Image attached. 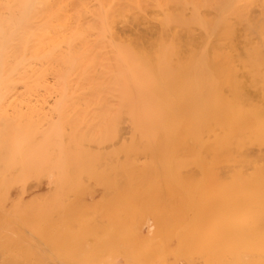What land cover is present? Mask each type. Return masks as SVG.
Returning a JSON list of instances; mask_svg holds the SVG:
<instances>
[{
    "label": "bare ground",
    "instance_id": "obj_1",
    "mask_svg": "<svg viewBox=\"0 0 264 264\" xmlns=\"http://www.w3.org/2000/svg\"><path fill=\"white\" fill-rule=\"evenodd\" d=\"M126 1L127 0H0V159L2 156L5 158L4 161L1 159L0 162L3 164L0 165V183H2L0 184V191L7 194L5 195L0 193V195H2L1 197L5 198L3 199L0 197V200H4L2 201V203L4 202L3 205H1L0 202V208L3 210V213L0 211V214H4V211L7 210L5 213L8 214V216L13 217V215L17 213L18 215L16 214L17 216L14 217L19 216L20 218L22 214L24 215L23 217L26 218V213L29 214L30 212L34 213L37 211V203L30 199L31 194H28V198L25 199V202L20 201L21 197L23 196V189H27V187L30 186L29 184H31L32 181H35V179L40 180V182L36 181L37 183L35 187H33L34 189L32 196L34 195L38 198L37 195L41 196V194L40 192L37 193L36 190L39 189L42 191L41 189H43V192L46 190L41 184H45L46 186L55 189L57 194L62 192V194H66L65 196H67V191L70 193L72 189L74 191L79 187V189L83 188L84 186H80L81 184H85V186L86 184H90V180H87V182L90 181L89 183L84 181V178L86 176L88 177V175L90 177H88L89 179H91V176L93 177V175L95 178H99V181H97V179L92 181V183L94 182L95 185H100L99 182L101 181L100 186L106 187V185H110L108 187H110L109 189H112L111 187L115 185H117V187L118 185L129 187L131 182L128 184V186H125L126 183L124 179L126 177L128 179L130 176H136L138 172H149L148 174H152L151 178L153 180L154 176H159L161 178L159 174L155 175L154 172L165 173V176L169 173L171 174L178 172L179 174V170L181 169H187L186 171H189V169L192 171L193 169V171L196 170L201 174L198 172H196V174L195 171L194 175L191 173V171L189 174L191 173L193 176L199 174L198 176H201L202 179L207 180H203V182L202 179L200 181V178H198L199 182L197 183L195 182L196 179L192 180L193 178L191 177L192 179L190 180V175H186L187 180L189 179V182H192L190 185L191 187L189 186V188H194L196 190L194 185L197 183V190H201V186L203 184L204 187L202 186V191L197 192L203 193L205 191L203 193L204 195H201L202 193H195V190L193 189L195 197H197L199 200L192 201L190 199L192 201V210H194L193 204H197V202L199 203L202 199L200 197L204 198L202 199L205 200L204 203L206 202V205L204 204L205 208L209 203V205L215 204L216 200L214 202V196H216L215 198L217 200H221V203L219 201L218 203L216 202V205L219 204V208L216 206V208L214 206V208L210 206L212 208L211 210L214 209V212H211V217L212 213L215 214V211L217 213L215 216H213V218L210 217L211 220H209L210 218L205 215L207 214L205 212L206 210L204 211L205 214H203V205V208L200 209V205L203 204V201L202 203L200 202L199 204L195 205L197 206V209H195L197 210L196 212L201 210L199 213L202 212L201 214L207 216L208 218L209 222H206L207 219L202 220L206 223V225L209 223V231L206 230L207 227L204 228L203 225L205 224L203 223L202 225V221H200L201 225L199 227L202 226L201 228H204L203 230L208 231V233H206L208 236L204 235L205 231L203 232V235L207 237L208 240H206V237H204L205 243L207 242V247L211 250H209L211 255L209 254V256H207L208 253L206 252L209 251H206L208 249H206L207 247L204 245L203 248L206 250L205 252L204 250L202 251L206 254L204 256L202 255V257H200L201 255L196 254L197 260L203 258L207 260L206 263H208L210 258V262L212 264H264V105H262V103H260L261 105L259 104L260 98L258 100V97H256L257 99L255 98V100H258V103L257 101L255 102L254 98L250 99V102L248 103L249 97L247 95L248 92H246L248 88L247 90L244 88L246 79L242 75V70L239 69L241 74H239L237 71L236 73L234 72L236 69H234L232 66L233 61H240V65L243 63V67L248 77L254 83L253 85L252 83L249 84L246 82L249 88L252 89L250 91L252 92V86H255V91L257 92L259 88L261 96H264V88H261L262 85L264 86V0H191L190 2L187 0H176V4H171L170 2L168 3L166 0H161L160 2L159 0H152L155 2H153L154 5L150 3L152 2L151 0H148L149 3L154 6H152L154 8L153 9L148 3L152 10L149 7L146 10V0L143 1L145 3H142L143 5L140 4L142 2L141 0H137V4L134 1L132 2V0ZM161 2L166 5L167 9L164 8V5L161 4ZM165 2L168 3L170 7H168V4ZM175 2L173 1V3ZM123 3H125L123 6L129 3L132 5V7H127L125 10H123L121 7H119L122 6ZM133 6L135 8H133ZM143 6L145 9L143 8L142 10ZM115 8H120V12L123 11L120 13L121 15H118L119 12H117ZM128 8L132 9L135 13ZM188 9L190 10L188 11ZM155 10L159 14H156ZM129 11L131 12V15ZM144 11L146 15L148 14L146 11H149V13L154 12L156 15L149 14V19L147 18L148 15L145 16ZM175 11H177V13ZM132 13H134V15ZM206 13L207 15H205ZM131 16L133 17V20ZM150 16L154 17L152 18ZM140 18H142V20ZM115 19H117V22H115ZM144 19H147L145 21H148L149 19L150 23L148 21L146 22L148 25H144ZM130 20H132L131 23L128 22ZM135 22L137 23V27L140 26L139 23L141 22L144 23H142L143 27H148L149 25V27L152 25L153 28L156 26H158V28L160 27V31L158 28H155L156 30L158 29V32L156 31L158 36H154L156 40L154 42L156 43H150V41L153 39H143V42L145 40L143 43L139 40V37L136 36L135 38L134 35L126 34L125 37L123 34L122 36H117L118 32L121 30L124 32L128 26L133 28L132 25L134 26L136 24ZM153 22L155 23L151 24ZM114 24L117 27H114ZM118 24L121 25V30H117L119 27ZM112 26L114 27V30ZM131 28H127L129 29L128 32L132 30ZM149 29L151 28H148V31ZM153 30H150V32ZM198 30L200 32L196 33ZM134 31L136 33L135 35H141L140 31L137 29ZM137 32H139V34ZM172 33L173 35H171ZM116 36L117 38L119 37V41H116ZM127 36H129V38H127ZM169 36H173V38L170 37L169 39ZM122 38L123 40L120 41ZM167 40L169 42L172 41V43L167 42ZM133 41L135 44L137 43L135 45L137 49L136 47H133ZM138 41H140L143 45ZM118 42H121V44ZM106 43L109 45V49L108 46L106 47ZM181 43L186 49L181 46ZM139 44H141L140 47ZM147 44L149 46H147ZM142 46H147L149 51L146 49L147 47H145V49L144 47L143 49H140ZM100 47H102L104 52L108 54L110 53L109 55L111 56L103 53V57L107 58L104 59L101 56V52L103 51L100 49ZM181 47L184 50H182ZM106 48L109 50V52L106 50ZM178 48H180L181 51ZM110 49H113L114 51H111ZM96 50H98V52ZM239 50L244 54H241ZM112 52H114L113 55L115 56V59L111 54ZM98 55L101 56L100 58L107 60L104 65L103 62L100 64V59H97ZM109 59H111L113 62L115 60V66L107 65V63L113 64L110 61L108 62ZM97 61H99V64ZM258 61L262 65H260ZM105 66L107 68L106 70ZM107 66H110V68ZM238 75H242L240 76V79L243 81L239 79ZM229 76L234 81L231 80ZM185 79L186 81L183 83ZM219 79L224 80V85L219 82ZM237 79L238 81L240 80L241 83H238L236 81ZM258 80L260 81L258 82ZM258 83H261L262 85H259ZM220 85H226L229 88L227 89L225 86L227 91L225 90L224 92V90H219L218 86ZM229 91L231 92V98H229L228 93H226ZM252 94L254 93L252 92ZM47 110L50 111L45 113ZM91 111H93L95 114ZM98 114H101L100 117ZM55 118L57 121L52 123V120ZM44 127L46 129H44ZM206 133H208L207 135L209 137L206 136ZM104 142H108L109 144H105ZM119 142L121 143V146L119 147L118 151H115V149H118L116 144H120ZM90 144L93 145L90 146ZM103 144H105L106 147H104ZM255 146H258V148ZM91 148L96 154L100 152L101 155V153H103L101 158L99 157V154L95 156L96 154L94 155V152L90 151ZM98 148H100V150H97ZM80 149H82V152H80ZM107 149L110 150L109 152L112 154L108 153ZM249 150L255 151V155L253 154V151L251 152V155L253 154L254 158H252L253 155L251 156L249 154ZM246 151H249V153L247 152L246 154ZM181 153H184L185 157L187 156V159L185 157V159H182ZM45 154L48 155L46 156ZM6 155L8 156L6 157ZM40 155H43L41 156L43 158H40ZM120 155L123 156V159L126 156L127 158L125 157V159L128 162L126 163L125 160H122L124 164L118 163L116 160H118L117 157ZM51 156H53L55 159L53 157L51 158ZM106 156L111 158L107 159ZM36 157H38V159ZM102 157L106 158L103 160ZM18 158L20 159L18 160ZM112 158L117 162V164L113 160V162L111 161ZM101 159L103 161H101ZM34 160H36V162ZM142 160L144 162H142ZM10 161H12L11 164ZM30 161L31 163L33 162V166L30 165ZM70 161H74L75 163L77 162L76 165L78 168H76L81 171L76 170L75 166L71 165V163L73 164L74 162ZM88 161H91L90 165L92 166L89 168L94 171L97 170V166H101L97 167L101 171H96L97 173L99 172L97 176L94 171H89L90 169L87 168L89 166L87 164L89 163ZM101 162H110V164ZM62 163L65 164L67 168L64 167L65 165L63 166ZM93 164H96L97 166L95 165V167ZM18 165H22L20 169H17ZM107 165H111L112 168ZM43 166L47 167L46 169L48 170L43 169L45 168ZM25 167L27 171H25ZM29 167H31L32 170ZM72 167L75 169V174L73 173ZM105 167L112 169L113 173V168L116 169L115 174L117 175V178L116 176L115 178L117 181L114 178V182H118L117 184H111L107 179V175L112 171L109 170L107 173L106 170L108 171V169ZM33 168L36 170L34 171ZM84 168L87 169L84 170ZM31 171H34V176L32 175L33 173ZM60 171L61 173H58ZM83 171L86 173V175L83 173ZM103 171L107 173L106 176H104L105 173H103ZM119 171L124 172L126 175L127 172H129L128 175L131 174V172H134V174L136 171L137 172L135 175L131 174L130 176L124 177V173H120L121 175L119 176ZM218 171L219 173L223 172L221 173V175H223L222 177L215 175ZM48 172H50L49 176H47L49 174ZM91 172L93 174H90ZM10 173L11 175L13 174V179L11 177L9 178V176H11ZM77 173L82 174L78 175ZM5 174H7V177ZM19 174L20 176H18ZM41 174H44L45 177ZM178 174L176 173L177 176ZM180 174L179 176H181ZM202 174H205L203 175L205 176L204 178ZM77 175L79 176L77 177L79 178L78 182L76 181V183H73L72 179L76 180L75 176ZM101 175H103L104 178ZM141 175L143 176V174H140V177L137 176V178L143 180L145 176L142 178ZM172 175H170L171 177L169 178L173 179L174 177H177L175 174V176L173 175L174 177H172ZM216 176L220 177L219 179L224 178L222 179L224 181H220ZM30 177H33L32 181L30 180ZM87 177L85 179H88ZM120 177L121 181L119 180ZM156 177L154 181L159 180L158 177L157 179ZM6 178L7 181H5ZM66 178H68L69 181L66 180ZM133 178L132 180H137L136 177L134 179ZM164 178L161 179L164 180ZM167 178L168 175L164 181L170 185L171 183L169 182H171V180H168ZM180 178L183 180L182 176ZM41 179L44 180L45 183H42ZM53 179L56 180L54 181ZM104 179H107L106 183H104ZM139 179L137 180L139 183H137V181H132V185L134 186V184L137 183V186L142 184L144 188H148L149 186L153 187L150 185L151 183L154 184L156 189L160 188L159 185L156 184L157 182H149L150 180H148V178H146L147 180L144 179L143 183H140L142 181ZM91 180H93V178ZM176 180L177 179L172 180V183H174ZM9 182L10 184L14 185L11 186ZM79 182L80 184H78ZM119 182H121V184H119ZM126 182L129 183L128 181ZM184 182H186L185 186L186 184L187 186L190 184L187 183L186 180ZM102 183L105 184V186L102 185ZM176 183L177 181L174 184ZM23 184L27 186L25 187ZM174 184H171L168 188L165 187L164 190H170L169 192L174 191L175 196L178 194V196H176L178 202L175 201L176 205L180 203L186 205V200H189V198L186 199L185 197L187 195L185 196V194H181V190L177 189L180 195L178 192L176 193L174 187H171ZM177 184L174 186H177ZM209 184L212 186L210 187ZM18 185L21 187H18ZM72 185L74 188L71 187ZM90 185L92 187L94 186L92 184ZM132 185L130 186L132 187ZM142 185H139L140 189H142ZM144 185L148 187H145ZM2 186L5 189H3ZM179 186L175 188H178ZM181 186L183 187V185ZM38 187H41V189ZM49 187H47V189ZM182 187L180 188L182 189ZM132 188H136V186ZM61 189H65L63 190L64 192ZM12 191L18 193H12ZM34 191L37 195L34 193ZM114 191L115 190L112 192ZM19 193H21V196L18 195ZM30 193H32V190ZM106 194L108 193L103 194L105 195L103 197H106ZM166 194L167 196L168 194L170 195V193ZM196 194L201 196L198 197ZM87 195H89L88 192ZM93 195L94 193H92V196ZM34 196L33 200L35 198ZM54 196H56V198L53 200H50L48 197L50 201H47V203L50 204L51 201L54 203H51V205H53L51 207H49V205L47 207L43 206L44 204H47L45 202L47 198H45L44 202L40 200V203L43 205L40 206L42 208L38 207V211H40V213L45 212L44 214L41 213L43 215L40 214L41 216L45 215L44 218L41 219V222L46 224L44 228H41L40 226L41 222H39V216L38 220H32L34 218L30 217L33 222L38 221V226H36L38 228L40 226L41 230L39 231L41 233L46 230L47 223L58 219L57 217L61 216L58 215L59 213H56V210L61 207L63 209V202L57 198L59 195ZM69 196L71 198V195ZM189 196L193 197L192 195ZM210 196L212 197L210 199L214 203L209 202L210 200L208 197ZM17 198H19V200H17ZM42 198L44 197L42 196ZM28 199L35 203H32L36 206L35 209L33 206H30V202V204L28 203L27 205L26 202ZM182 199H184V201ZM206 199H208V203ZM235 199H240L237 205H235ZM8 200L11 201L9 202ZM37 200L39 199H36V201ZM83 200L84 199H82V201ZM94 200L95 199L93 198V201ZM170 200L173 201L171 198ZM5 201L10 204H6ZM13 201H15V203ZM86 201L92 203V201L89 199ZM22 202L24 205H26L24 208ZM68 202H70L69 199ZM68 202H66L67 205H64L68 206ZM80 203L82 202L80 201ZM223 204L225 205L223 206ZM20 206L23 208V210ZM238 206L240 208H238ZM43 207L46 209L48 208L47 211L54 208H56V210H50L48 213L43 209ZM186 207L181 206L180 208ZM210 207L206 209H210ZM30 208H32V211L29 210ZM169 210L173 211V208ZM181 210L182 213H184V210ZM192 210L191 213L193 212ZM51 211L53 216H50L49 218L52 219L53 217L54 219L50 221L48 219V222H45L44 219L48 217L47 214H51ZM77 212H75L73 215H76ZM85 212L86 211H84V213ZM96 212L93 211V213ZM170 212L171 211H169V213ZM178 212L179 210L177 213ZM173 213L174 212L170 213L172 214V217H176L177 215L179 216L177 213H174L173 216ZM201 214L199 215L200 217ZM4 215H2L1 218L4 219V217L7 216ZM203 215L202 218H205ZM88 216L86 218H90ZM186 216L181 214V216L178 217V220L181 221L180 219ZM199 216L198 218H200ZM72 218H74V216ZM189 218L191 219V217ZM193 218L192 220H194ZM28 219L26 218V220ZM196 220L197 222L194 220L196 222L195 226L199 225V219ZM8 221L9 223H7L10 225V220ZM24 222L26 224L27 221ZM184 222L187 221L184 220ZM28 223L31 224L32 222ZM16 224L17 223L14 224V227L12 225L11 227L13 230L10 229L9 231L12 230L13 232H16L18 228V225ZM186 225L188 226V224ZM23 226L24 225L19 227L21 228ZM31 226L33 225L31 224ZM180 226L178 225L179 231H181L179 228ZM29 227L30 226L27 225V228ZM183 227H181L183 233H185L186 230L189 231L186 228V230H183ZM0 228H2V226H0ZM38 228L37 230L33 229L32 231L38 232ZM162 228L164 229V227ZM201 228L195 229L199 231ZM23 229L26 228L23 227L22 230ZM30 229H32V227ZM195 229L193 227L192 232H196ZM2 230L0 229V233L3 232ZM4 231H6V234H8V229ZM201 232L202 231H200V233ZM27 234H30L31 236L33 235L31 233ZM27 234H25V236ZM180 234L182 233L180 232ZM0 235L2 236V233ZM194 235H196V233ZM194 235L193 237H195ZM198 235L197 236L199 238L200 234ZM14 236L15 235H13V237ZM37 236L42 238V235ZM21 239L24 241V237ZM28 239L30 238L28 237L26 240L28 241ZM8 241L10 242V240ZM13 241L14 240H11V242ZM38 241L39 240H37V242ZM40 241L39 243L42 245L43 242L41 241V243ZM37 242H35V244ZM198 243L201 245V240ZM198 243H195L197 248L200 246ZM48 246H45V249ZM19 247H21V245H19ZM41 247L44 250L43 246ZM9 249L11 250V248ZM169 252L171 251L169 250ZM165 253L168 252H164V256L166 255ZM142 255L144 256L145 254ZM142 255L140 254V256ZM147 255L146 260H149L150 258H148ZM137 256L136 260H134L137 262V264H139V262L141 263V261H139L141 257L138 258ZM151 256L152 255H150V257ZM179 256L177 257L180 258L181 256ZM206 256L208 259L204 258ZM129 257L130 259L135 258L134 255H130ZM161 257L160 259H162ZM165 257L163 259L169 261L167 259L168 257ZM203 259L199 261L203 264H206ZM22 260L20 259V262L16 263L23 264L24 262ZM172 260L169 261V264L176 262V259H174V261L170 263ZM179 260H181V258ZM179 260L177 259V262ZM194 260L195 261L191 259L189 261L186 259L188 263L186 261H179V264H190L191 262L192 264L193 262L194 264H200L199 261H196L195 257ZM8 261L6 264L13 263V260ZM56 261L55 264H58ZM133 261H131V263ZM210 262L208 264H210ZM51 264H54V262L52 261Z\"/></svg>",
    "mask_w": 264,
    "mask_h": 264
},
{
    "label": "rangeland",
    "instance_id": "obj_2",
    "mask_svg": "<svg viewBox=\"0 0 264 264\" xmlns=\"http://www.w3.org/2000/svg\"><path fill=\"white\" fill-rule=\"evenodd\" d=\"M125 1V0H124ZM127 1H129V0H127ZM126 1V2H127ZM135 2L136 4L138 3L137 2V0H132V2ZM139 1V0H138ZM142 2L140 3V4H142V3H144L143 1L144 0H141ZM150 1V0H149ZM149 1L148 0H146V10L148 9V7L151 9V7L154 5L153 4V2L154 1H152V2H150L151 4H153V5H151L150 3H149ZM161 0H159V2H160ZM174 2L176 1V0H173ZM173 1L171 0V1H167L166 0V2H170L171 4H176V2L175 3H173ZM179 1V0H178ZM187 1H191V0H187ZM165 2V3H166ZM186 2V1H185ZM184 2V3H185ZM151 5V7H150V5ZM155 3V2H154ZM168 3H166V4H168ZM181 3L183 4V2L181 1ZM188 3V2H187ZM125 3H123L122 4V6L124 5ZM133 4V3H132ZM145 4V3H144ZM161 4H163L164 5V3L163 2H161ZM128 5V6H127ZM127 5H125V6H119V7H121L123 10H125L127 7H132V5L131 4H129V3H127ZM143 5V4H142ZM149 5V6H148ZM179 5V4H178ZM177 5V6H178ZM140 7V6H139ZM154 7V6H153ZM152 7V8H153ZM168 7H170L169 6V4H168ZM128 8V9H129ZM133 8H135L134 6H133ZM143 8H144V6L142 7V10H143ZM164 8H166V5H164ZM180 8V7H179ZM189 8V7H188ZM116 9V8H115ZM120 8H118V9H116V11L117 12H119V14L118 15H121L120 13L121 12H123V11H121L120 12V10H119ZM121 9V10H122ZM137 9V8H136ZM145 9V8H144ZM154 9V8H153ZM156 9V8H155ZM158 9V8H157ZM167 9V8H166ZM166 9H165V11H166ZM129 10H131L132 12H134L132 9H129ZM152 10V9H151ZM168 10H169V8H168ZM179 10V9H178ZM190 9H188V11H189ZM156 11V10H155ZM160 11V10H159ZM171 11V10H170ZM202 11V10H201ZM204 11V10H203ZM130 12V11H129ZM139 12V11H138ZM141 12V11H140ZM146 12H148V17L147 18H149V14H153V15H156V14H159L157 11L154 13H149V11H146ZM176 13H177V11H175ZM174 12V13H175ZM184 12V11H183ZM128 13V12H127ZM135 13V12H134ZM134 13H132L133 15H134ZM174 13H172V14H174ZM208 13V12H207ZM207 13L205 14V15H207ZM143 14V13H142ZM144 14H145V11H144ZM161 14V13H160ZM182 14V13H181ZM190 14V13H189ZM125 15H126V13H125ZM130 15H131V12H130ZM132 15V16H133ZM138 15H139V13H138ZM146 14H145V16H147ZM188 15V14H187ZM212 15V14H211ZM131 16V17H132ZM141 16V15H140ZM160 16V15H159ZM120 17V16H119ZM118 17V18H119ZM125 17V16H124ZM127 17V16H126ZM134 17V16H133ZM133 17H132V20H133ZM137 17V16H136ZM150 17H154V16H150ZM191 17V16H190ZM211 17V16H210ZM138 18V17H137ZM144 18V17H143ZM156 18H157V16H156ZM122 19V18H121ZM120 19V20H121ZM127 19H129V18H127ZM127 19H126V21H127ZM141 20H142V18H140ZM150 19V18H149ZM149 19H148V21H149ZM159 19V18H158ZM117 19H115V22H117L116 21ZM132 20H130V21H128V22H130L131 23V21ZM145 20H147V19H144V21ZM148 21H145V24L143 23V22H141V23H139L140 24V26H138L137 27V23L133 26L132 24V27L133 28H136L138 31H140V33H141V35L139 34V32H137L138 34H139V36L138 35H135L136 33H135V31L134 30H136V29H133V28H131V27H127V28H131L132 30L130 31V32H128L129 31V29H127L126 28V30L123 32V30H121L120 28H122L121 27V25L120 24H118V29L117 30H121L120 32H116L117 34V36H122L123 34L125 35V37H126V34L127 35H134L135 36V38H136V36L137 37H139L140 39V41H142L143 42V39H146V40H151V39H153V40H151L150 41V43L151 42H154V41H156L155 40V38H154V36H158L157 35V30L159 29V31H160V27L158 28V26H156L155 27V25H154V27L155 28H158L157 30L155 29V28H153V26L151 25V27H143L142 26V23L144 24V25H148V23H146V22H148ZM154 21V20H153ZM125 22V21H124ZM139 22V21H138ZM126 23V22H125ZM125 23H124V25H125ZM149 23H150V21H149ZM155 22H153V23H151V24H154ZM123 24V23H122ZM138 24V25H139ZM115 25V24H114ZM113 25V26H114ZM116 25H117V23H116ZM114 26V27H117V26ZM127 25V24H126ZM157 25V24H156ZM161 25V24H160ZM112 26V27H113ZM114 27H113V30H114ZM139 28V29H138ZM148 28H151V29H149V31H148ZM125 29V28H124ZM145 29V30H144ZM155 31H154V30ZM150 30H153V31H151L150 32ZM162 30V29H161ZM180 30V29H179ZM157 31V32H156ZM176 31V30H175ZM174 31V32H175ZM132 32V33H131ZM200 31L198 30L196 33H199ZM120 33V34H119ZM161 33H162V31H161ZM160 33V34H161ZM144 34V35H143ZM159 34V33H158ZM171 35H173V33L171 34ZM117 36H116V38H117ZM141 36V37H140ZM133 37V36H132ZM159 37H160V35H159ZM170 37H172L173 38V36H169V39H170ZM121 38V37H120ZM127 38H129V36H127ZM171 38V39H172ZM119 39V37L116 39V41H119L118 40ZM123 40V38L122 39H120V41H122ZM125 40V39H124ZM134 40V39H133ZM127 41V40H126ZM130 41H131V39H130ZM130 41H129V43H130ZM140 41H138V42H140ZM176 41V40H175ZM124 42V41H123ZM134 42V41H133ZM144 42H145V40H144ZM143 42V43H144ZM148 42V41H147ZM146 42V43H147ZM167 42H169L168 40H167ZM173 42H174V40H173ZM118 43H120L121 44V42H118ZM141 43V42H140ZM154 43H156V42H154ZM169 43H172V41H170ZM175 43V42H174ZM125 44V43H124ZM137 44V43H136ZM135 42H134V45H133V47H136L135 45ZM142 44V43H141ZM141 44H139V47H140V45ZM177 44V43H176ZM180 44V43H179ZM143 45V44H142ZM145 45V44H144ZM98 46V45H97ZM108 46V49L110 48L109 47V45L106 43V47ZM122 46V45H121ZM125 46V45H124ZM147 46H149L148 44H147ZM147 46H145V47H147ZM181 46L183 47V48H185L184 46H183V44L181 43ZM103 47V46H102ZM102 47H100V49H102ZM126 47V46H125ZM143 47L144 46H142L140 49H143ZM145 47H144V49H145ZM182 47H181V49H182ZM241 47V46H240ZM97 48H99V47H97ZM149 48H151V47H149ZM239 48V47H238ZM99 49V50H100ZM107 48H106V50L109 52V50H108ZM136 49H137V47H136ZM146 49H148V47L146 48ZM178 49H180V48H178ZM181 49H180V51H181ZM186 49V48H185ZM240 49V48H239ZM243 49V48H242ZM242 49H241V51H242ZM111 50V49H110ZM150 50H152V49H150ZM176 50H177V48H176ZM182 50H184V49H182ZM97 52H98V50H96ZM102 51H103V49H102ZM111 51H114L113 49L111 50ZM110 51V52H111ZM148 51H149V49H148ZM240 51V50H239ZM240 51V52H241ZM177 52V51H176ZM186 52V51H185ZM100 53V52H99ZM98 53V54H99ZM102 53V55L101 54H99V55H101L102 57L104 56L103 55V53L105 54L106 52H101ZM183 53H184V51H183ZM106 54H108V53H106ZM110 54V53H109ZM108 54V56H111V55H109ZM112 54V56H113V58L115 59V56L113 55L114 54V52H112L111 53ZM175 54V53H174ZM178 54V53H177ZM181 54V53H180ZM241 54H244L243 52H241ZM98 55V57H97V59H100V64H102L101 62H103V65H104V63L105 62H107V60H104V59H107V58H105V57H103V58H100L101 56H99ZM185 55V54H184ZM171 57V56H170ZM183 57V56H182ZM181 57V58H182ZM110 58V57H109ZM177 59V58H176ZM183 59V58H182ZM181 59V60H182ZM111 62V63H113V64H109V63H107V65H114L115 66V60H114V62L111 60V59H109L108 60V62ZM172 61V60H171ZM98 62V64H99V61H97ZM182 62H183V60H182ZM259 62V61H258ZM173 63V62H172ZM171 63V64H172ZM174 63H175V61H174ZM173 63V64H174ZM231 63V62H230ZM240 63V61H233L232 62V66L234 67V69H236L234 72H238L239 74H241L240 73V71H239V69L240 70H242V75H243V77L246 79L245 81L247 82V83H249V84H253L254 85V83L252 82V80L248 77V75H247V73H246V71H245V69H244V67H243V63H242V65H240L239 64ZM97 64V65H98ZM180 64V63H179ZM259 64H260V62H259ZM254 65H257V64H254ZM260 65H262V64H260ZM99 66V65H98ZM101 66V65H100ZM102 67H104V66H102ZM107 67H109L110 68V66H107ZM112 67V66H111ZM107 68H106V66H105V70H106ZM236 72V73H237ZM235 73V74H236ZM233 75V74H232ZM232 75H230V76H232ZM242 75H240V76H242ZM229 76V77H230ZM239 75H238V77H239V79L241 78ZM264 76V75H263ZM257 77H259V76H257ZM233 78V77H232ZM224 79V78H223ZM230 79H231V77H230ZM258 79V78H257ZM262 79V78H261ZM225 80V79H224ZM224 80H221V79H219V82L220 83H222L223 85H224ZM231 80H233V79H231ZM241 80V79H240ZM239 80V81H240ZM185 81H186V79L183 81V83H185ZM234 81V80H233ZM238 83H241V81H243V80H241L240 82L238 81V79L236 80ZM260 80H258V82H259ZM246 82L243 84L245 87V89L247 90V88H248V90L246 91V92H248V103L250 102V99H252V98H254V100H255V98L256 97H258V100H259V98H260V100H259V104L260 103H262V105H264V96H261V92L259 91V88H258V90H257V92L255 91V86L253 87L252 86V88H253V93L254 94H252V92L250 91V90H252V89H250L249 88V86H248V84H246ZM257 83V82H256ZM259 84V83H258ZM261 84V83H260ZM259 84V85H260ZM262 84H263V82H262ZM261 84V85H262ZM257 85V84H256ZM226 86V85H225ZM225 86H222V85H220V86H218L219 87V90H224V92H225V90L227 91V89L229 88V87H227L226 86V88L227 89H225ZM264 88V86L262 85L261 86V88ZM262 90V89H261ZM245 91V90H244ZM264 91V90H263ZM251 92V93H250ZM255 92H256V94H255ZM259 92V93H258ZM220 93H221V91H220ZM226 93H228V96H229V98H231V95H230V91L229 92H226ZM258 93V94H257ZM264 93V92H263ZM221 95H223V94H221ZM226 97H227V95H226ZM261 98H262V100H261ZM257 99V98H256ZM258 100H255V102L257 101V103H258ZM253 101V100H252ZM247 103V104H248ZM254 103V102H253ZM252 103V104H253ZM256 103V104H257ZM261 105V104H260ZM244 106H246V105H244ZM257 106H258V104H257ZM264 107V106H263ZM101 110V109H100ZM48 111H50V110H47V112H45V111H43V112H45V113H48ZM91 112H93V111H91ZM101 112V111H100ZM99 112V113H100ZM50 113V112H49ZM94 113V112H93ZM102 113V112H101ZM95 114V113H94ZM99 115V114H98ZM98 115H97V117H98ZM101 115V114H100ZM100 115H99V117H100ZM57 120H56V118L55 119H53L52 120V123L53 122H56ZM101 121V120H100ZM79 126V125H78ZM78 128V127H77ZM83 128V127H82ZM44 129H46L45 127H44ZM79 129V128H78ZM83 130V129H82ZM80 131V130H79ZM95 133V132H94ZM208 133H206V136H208L207 135ZM204 136H205V134H204ZM209 137V136H208ZM205 138V137H204ZM213 140V139H212ZM211 141V140H210ZM65 143H67V142H65ZM105 144L107 143V144H109L108 142H104ZM120 143V142H119ZM105 144H103L104 145V147H106L105 146ZM65 145V144H64ZM82 145H84V144H82ZM91 145H93V144H90V146ZM95 145V144H94ZM102 145V144H101ZM117 145V148L118 149H115V147H114V149H115V151H118L119 150V147L121 146V143L120 144H116ZM69 146V145H68ZM79 146H81V145H79ZM86 146H88V145H86ZM96 147V146H95ZM256 147V146H255ZM250 148V147H249ZM248 148V149H249ZM256 148H258V146L256 147ZM86 149V148H85ZM89 149V148H88ZM93 149H94V147H93ZM103 149V148H102ZM105 149V148H104ZM247 149V150H248ZM255 149V148H254ZM82 149H80V152H82L81 151ZM97 150H100V148H98ZM108 150V149H107ZM263 150H264V147H263ZM87 151V150H86ZM90 151H92V152H94L93 150H92V148L90 149ZM96 151V150H95ZM103 151V150H102ZM110 150H108L107 152L108 153H111V152H109ZM250 151V150H249ZM249 151H246V154H247V152L249 153ZM253 151V154H254V150H252ZM252 151H250V155H251V152ZM257 151V150H256ZM84 152H85V150H84ZM99 152V151H98ZM103 152H105V151H103ZM106 152V153H107ZM106 153H105V155H106ZM55 154V153H54ZM53 154V155H54ZM96 153L94 152V155H95ZM97 154H99V157L101 158V156L103 155V153H101V155H100V152L99 153H97ZM97 154L95 155V156H97ZM112 154V153H111ZM248 154V155H249ZM252 154V155H253ZM46 155V154H45ZM48 155V154H47ZM46 155V156H47ZM110 155V154H109ZM121 155H123V154H121ZM119 156V157H117L118 158V160H116L118 163H120V164H124V162L122 161V160H125V162L127 163L128 161H126V159H125V157H124V159H123V156ZM251 155V156H252ZM255 155V154H254ZM254 155H253V157L252 158H254ZM8 155H6V157H7ZM10 156V155H9ZM41 156H43V155H40L39 157L40 158H43V157H41ZM46 156H45V158H46ZM181 156H182V159H187V156L185 157V154L183 153H181ZM20 157V156H19ZM53 156H51V158H52ZM107 157V156H106ZM106 157H102L103 158V160L106 158ZM185 157V158H184ZM9 158V157H8ZM23 158V157H22ZM37 159H38V157H36ZM35 158V159H36ZM54 158V157H53ZM109 158H111V157H107V159H109ZM115 158V157H114ZM127 158V157H126ZM1 159H3V161H4V159L5 158H3V156H2V158ZM1 159H0V162H1ZM15 159V158H14ZM13 159V160H14ZM20 158H18V160H19ZM27 159H30V158H27ZM55 159V158H54ZM60 159V158H59ZM7 160V159H6ZM12 160V161H13ZM41 160H43V159H41ZM56 160H57V157H56ZM65 160V159H64ZM102 159H101V161H103ZM113 160V158L111 159V161ZM127 160H129V159H127ZM190 160V159H189ZM12 161H10V164H11V162ZM14 161H16V160H14ZM13 161V162H14ZM22 161H24V160H22ZM21 161V162H22ZM28 161V160H27ZM35 162H36V160H34ZM40 161V160H39ZM50 161V160H49ZM62 161V160H61ZM109 161V160H108ZM110 161V162H111ZM114 161V160H113ZM112 161V162H113ZM116 161H114L116 164H117V162ZM9 162V161H8ZM26 162V161H25ZM24 162V163H25ZM70 162H74V161H70ZM70 162H68V163H70ZM89 163H87L89 166L87 167V168H89V167H92L90 164H91V161H88ZM100 162V161H99ZM98 162V163H99ZM110 162H101V163H106V164H110ZM142 162H144L143 160H142ZM30 163H31V161H30ZM63 163H65V162H63ZM62 163V164H63ZM75 163V162H74ZM72 164L71 163V165H73V166H75V169L76 170H79V169H77L78 167H77V165H76V163L75 164ZM6 164V163H5ZM13 164V163H12ZM97 164V163H96ZM95 164V165H96ZM115 164V165H116ZM0 165H3V164H1L0 163ZM30 165H32L33 166V162L30 164ZM37 165V164H36ZM65 164H63V166H64ZM94 165V164H93ZM94 165V166H95ZM105 165V164H104ZM113 165H114V163H113ZM22 165H18L17 166V169H20V167H21ZM31 166V167H32ZM39 166H42V165H39ZM45 166H47V165H45ZM45 166H43V167H45ZM97 166V165H96ZM95 166V167H96ZM106 166V165H105ZM107 166H109V165H107ZM4 167H6V166H4ZM31 167H29V168H31ZM43 167H41V168H43ZM64 167H66L67 168V166L65 165ZM77 167V168H76ZM97 167H101V166H97ZM96 167V169L97 170H92L91 168H89L88 170L89 171H94L95 172V174H96V176L98 175V173L96 172V171H100L98 168ZM110 168H112V166L110 165L109 166ZM14 168V167H13ZM40 168V169H41ZM47 167H45V168H43V169H46ZM59 168V167H58ZM58 168H56V169H58ZM87 168H84V170L85 169H87ZM106 168V167H105ZM104 168V169H105ZM22 169V168H21ZM34 169V168H33ZM72 169H73V173L75 174V169H74V167H72ZM103 169V170H104ZM106 169H108V167L106 168ZM105 169V170H106ZM22 170H24V169H22ZM31 170H32V168H31ZM36 169H34V171H35ZM46 170H48V169H46ZM65 170V169H64ZM102 170V169H101ZM109 170L110 171H112V169H108V171L106 170V172L108 173L109 172ZM113 170H114V173H113V171L112 172H109V176L107 175V179L110 181V183L112 184V183H114V185L115 184H117L118 182H114L115 180H114V178H115V176H116V178H117V175L115 174V171H116V169H114L113 168ZM187 170V169H186ZM185 169L183 170V169H181V170H179V174L182 176V178H183V180H181V176H179V174H178V172H176L177 174H178V176L176 175V173H169V174H167L168 175V180H171V182H169L168 180V182L169 183H171V184H174L176 181H177V183L179 182V183H181V184H177V186H179L178 188H175V187H177V186H174V185H176V184H174L173 186H171V187H174V190L176 191V193L178 192V190H181L180 192H181V194H185V198L187 199V198H189V200H186L187 202L185 203L186 205H183V203L180 205V204H177L176 205V202L175 201H177V198H176V196H178V194H176V196L174 195L175 193H174V191L173 192H169V191H167L166 189L164 190V188L166 187V188H168V187H170V185L167 183H165V179H166V177H167V175H165L164 176V174L165 173H162V172H159V171H157V172H159V173H156V172H154L155 173V175H160L161 176V178H164V180L163 179H161L159 176H157L158 177V179L159 180H156V181H154V179H155V177L156 176H154V174H153V180H152V178H151V175L152 174H148L149 172H138L137 174H136V172H135V174H136V176H133V175H135L134 174V172H131V174H133L132 176L135 178H137V176L138 177H140L139 175L140 174H143V176L141 175V177L142 178H144V176H145V178L144 179H146V178H148V180H150L149 182H151V181H153V182H157L156 184H158L159 185V189H156L155 187H154V184H151L150 183V185H152L153 187H151V186H149L150 188H152V189H150L148 186H146V185H144L145 187H148V188H144L143 187V185L142 184H139V185H142L141 187H142V189H140L139 187V185L137 186V183H139V181H137L139 178H137V180L136 179H134L133 177H131L130 175L131 174H129L128 175V173L129 172H127V175L124 173V172H118L119 173V176L121 175L120 173H124L123 174V176L124 177H126V176H130V178L128 177V179H130V180H128L127 179V177L124 179V177H123V179L125 180V183H126V185L125 186H128V184H130V182H131V184L130 185H132V181H137V183L136 184H134V186H136V188H132V187H134L133 185H132V187L129 185V187H124V186H119L118 185V187H117V185H115V186H112L111 188L112 189H109L110 187H108V186H110V185H106V187H102V186H100L101 185V181L99 182V184L100 185H95V183L93 182L92 183V181H95L94 179H97V178H95V176L93 175V177L91 176V179L93 178V180H91V179H89L90 177H89V175H88V179H85L84 178V181L85 182H87V180H90L89 182H90V184H92V185H94L93 187L90 185V184H86V186H85V184L84 185H80V186H84L83 188H81V189H79V188H77V187H75V188H77V189H75L74 191H73V189L70 191V193H69V191H67L66 193H67V196H65L66 194H62V192H59V193H61V194H57V192L55 191V189H52V188H50L49 186H46L45 184L43 185V184H41L46 190L43 192V189H41V187H38V188H40L42 191H40L39 189V191L38 190H36L37 191V193H39L40 192V194H41V196H39V195H37L36 193H35V191H34V193L38 196V198L36 197V196H34L35 198H34V200H33V196H32V194H33V187H35V185H36V181H39L40 182V180H36L35 179V181H32V178L30 179L31 181H32V183L31 184H29L30 186H28L27 187V189H23L24 191H23V196L21 197V199H20V201H26L25 199L26 198H28V194H31V197H30V195H29V197H30V199L32 200V201H34L35 203H37V206L38 207H40V206H42L43 204H41L40 202L41 201H43L44 202V200H45V198H47L48 199V197H49V199L50 200H53V199H55L56 198V196H54V195H59L57 198L59 199V200H62L61 202H63V209H62V207L61 208H59V205H58V208L60 209H57L56 210V208H54V209H50V210H56V213H59L58 215H61V216H59V217H57L58 219H55V220H53L54 218L52 217V219H50L49 217L50 216H53L52 215V211L50 212L51 214L50 215H48L47 213V218H45L44 219V221L45 222H48V219H49V221L50 220H53V221H50L49 223H47V227H46V230L44 231V232H40L39 230H41L40 229V226H41V228H44L45 226H46V224L45 223H43V222H41V219H43L44 218V216H41V215H43L45 212H41V213H43V214H41L40 213V211H38V207L36 208L37 209V211H35L34 213L33 212H30V211H32V208H30L29 210L30 211H28V212H30V213H32V214H30V216H29V214H27L26 212V218L28 219V217H29V219L28 220H26V218L25 217H23L24 215H22L21 214V216H20V218H19V216L18 217H14V216H17L16 214H14V212H13V217L12 216H8V214H6L5 212L7 211H4V214L5 215H7V216H5L4 214H2L3 213V210H2V208H0V211H2V213L0 214V218L2 217V215H4L5 217H7V218H5L4 216V219L3 218H1L0 220H1V222H0V226H2V228H0L3 232H1L2 233V236L0 235V264H6V262L8 261V260H13V263H10V264H14V263H16V262H20L19 260L21 259H23L22 261L24 262L23 264H51V262L53 261L54 262V264H55V261H56V263H58V264H137V262H135V260H136V256L139 258V257H141V259H139V261H141V263L139 262V264H169V261L170 260H172L170 263H172L173 261H174V259H176V262H173V263H178L179 264V261L181 262V261H186V259L187 260H193V261H195L194 260V257H195V259H196V261L198 262L199 260H201V259H203V258H201V259H198L197 260V255H201L200 257H202V255L204 256L206 253H208V255L207 256H209V254L211 255V250H210V248L208 249V247H207V242L205 243V239H204V237H206V236H208V234L206 235V233H208V231H209V227H210V225H209V223L206 225V223L203 221V220H206V222L208 221V218H210L211 217V212L214 210H211L212 208L210 207V206H216V207H218V205L219 204H217L216 205V202L218 203V201L221 203V200H217L215 197L216 196H214L213 198V200H214V202H215V200H216V202H215V204H213V205H209V204H207V206H206V208H208V207H210V209H206L205 208V206H204V204L206 205V202L204 203V201L205 200H202V199H204L203 197H200V198H202L201 200H200V202L202 203V201H203V204H201L200 205V209L201 208H203L202 207V205L204 206V208H203V214H205L204 213V211L207 213V214H205V215H207L208 216V218H207V216H204L203 214H201V213H199L200 211H198V212H196L197 210H195V209H197L196 207L197 206H195V205H197V204H199L198 202H197V204H193L194 205V210H192V201L193 200H199L197 197H195V194H194V188H189V186L192 184V182H189V179L187 180V176L186 175H188L189 174V172L191 171L190 169H189V171H186ZM1 171V170H0ZM25 171H27V169H26V167H25ZM34 171H31L32 173L34 172ZM41 171H43V170H41ZM54 171H56V170H54ZM79 171H81V170H79ZM89 171H88V173H89ZM182 171V172H181ZM195 171V173L196 172H198V171H196V170H194ZM194 171H193V169H192V171H191V173L194 175ZM14 172V171H13ZM13 172H11V173H13ZM24 172V171H23ZM22 172V173H23ZM28 172H29V170H28ZM40 172V171H39ZM45 172V171H44ZM65 172H67V171H65ZM71 172H72V170H71ZM101 172V171H100ZM183 172H185V173H183ZM11 173H10V175H11ZM20 173V172H19ZM37 173H38V171H37ZM36 173V174H37ZM41 173V172H40ZM49 174L47 175V176H49L50 175V172H48ZM58 173H61V171L60 172H58ZM67 173H69V172H67ZM72 173V174H73ZM83 173H84V171H83ZM103 173H105V171H103ZM107 173H105V175L104 176H106V174ZM117 173V172H116ZM153 173V172H152ZM189 174L188 176H189V178H190V180L192 179V180H194V179H196V181L195 182H199V179L198 178H200V181H201V179H202V177L201 176H198L199 174H201V173H199L198 175H195V176H193L192 174ZM217 174H215V175H217V176H223V175H221V173H223V172H220L219 173V171L218 172H216ZM21 174V173H20ZM20 174L18 175V176H20ZM23 174H25V173H23ZM39 174V173H38ZM52 174H53V172H52ZM64 174V173H63ZM74 174H73V176H74ZM78 174V173H77ZM82 174V173H81ZM81 174H78V175H81ZM85 175H86V173H84ZM83 174V175H84ZM90 174H93L92 172L90 173ZM100 174H102V173H100ZM175 174L177 177L175 178L173 175ZM183 174V175H182ZM197 174V173H196ZM225 174V173H224ZM2 175V174H1ZM6 175V177H7V174H5ZM13 175V174H12ZM12 175L11 176H9V178L11 177L12 179H13V177H12ZM17 175V174H16ZM15 175V176H16ZM27 175H29V174H27ZM33 176H34V173L32 174ZM41 175H43L44 176V174H41ZM55 175V174H54ZM75 176L76 177V180L74 179H72V182L73 183H76V181L78 182V179L79 178H77V177H79V176ZM170 175H172V177H174L175 179H177L176 181H174V183H172V180H175L174 178L173 179H171V178H169V177H171ZM192 175V176H191ZM203 175H205V174H202V176ZM36 176V175H35ZM52 176V175H51ZM72 176V175H71ZM102 177H103V175H101ZM207 176V175H206ZM216 176V177H217ZM228 176V175H227ZM40 177V176H39ZM45 177V176H44ZM66 177V176H65ZM70 177V176H69ZM100 177V176H99ZM101 177V178H102ZM157 177H156V179H157ZM179 177V178H178ZM192 177V178H191ZM197 177V178H196ZM205 176H203V178H204ZM18 178V177H17ZM21 178V177H20ZM28 178H29V176H28ZM27 178V179H28ZM37 178V177H36ZM42 178V177H41ZM50 178V177H49ZM71 178V177H70ZM81 178V177H80ZM104 178V177H103ZM106 178V177H105ZM115 178V179H116ZM132 178L134 179V180H132ZM220 177H217V179H219ZM3 179V178H2ZM11 179V181L13 182V180ZM19 179V178H18ZM82 179H83V176H82ZM106 179V180H107ZM143 179V180H144ZM187 181V183H190L188 186H187V184H186V186H185V183L186 182H184L185 180ZM197 179H198V181H197ZM222 179H224V178H221V179H219L220 181H224V180H222ZM226 179V178H225ZM9 180V179H8ZM23 180H25V179H23ZM42 180V179H41ZM50 180V179H49ZM49 180H47V181H49ZM54 180V179H53ZM56 180V179H55ZM54 180V181H55ZM66 180H68V178H66ZM71 180V179H70ZM101 180H103V179H101ZM106 180L104 179V183H106ZM120 181H121V177H120V179H119ZM139 180H141V179H139ZM143 180H141L142 182H140V183H143ZM147 180V179H146ZM179 180V181H178ZM203 180H207V179H202V181ZM209 180H211V179H209ZM3 181V180H2ZM5 181H7V178L5 179ZM4 181V182H5ZM10 181V180H9ZM26 181V180H25ZM51 181V180H50ZM49 181V182H50ZM69 181V180H68ZM97 181H99V178L97 179ZM108 181V182H109ZM111 181H113V182H111ZM116 181H117V179H116ZM126 181H128L129 183H127ZM163 181V182H162ZM15 182H17V181H15ZM42 183L44 182L45 183V181L44 180H42L41 181ZM83 182V181H82ZM81 182V183H82ZM84 182V183H85ZM89 182H87V183H89ZM107 182V183H108ZM145 182V181H144ZM204 182V181H203ZM212 182V181H211ZM211 182H210V184H211ZM26 183V182H25ZM52 183V182H51ZM54 183V182H53ZM71 183V182H70ZM70 183H68V184H70ZM134 183V182H133ZM165 183V184H164ZM184 183V184H183ZM197 183H195L196 185H194V187L196 188V190H195V193H198V192H200V191H202V186H203V184H202V186L201 185H199V186H201V190L200 189H198L197 190ZM0 184H2V183H0ZM3 184H5V183H3ZM6 184H7V182H6ZM9 184H10V182H9ZM40 184V183H39ZM67 184V185H68ZM78 184H80V182L78 183ZM96 184H97V182H96ZM119 184H121V182H119ZM156 184H155V186H156ZM194 184V183H193ZM210 184H209V186H210ZM8 185V184H7ZM11 186L12 185H14V184H10ZM24 185V184H23ZM52 185V184H51ZM60 185V184H59ZM74 185V184H73ZM73 185L71 186V187H73ZM77 185V184H76ZM89 185V186H88ZM102 185H104L105 186V184H103L102 183ZM166 185V186H165ZM181 185H183V187L181 186ZM16 186V185H15ZM25 186V185H24ZM27 186V185H26ZM25 186V187H26ZM46 186V187H45ZM96 186V187H95ZM100 186V187H99ZM199 186H198V188H199ZM212 186V185H211ZM210 186V187H211ZM3 187V186H2ZM18 187H21V186H19L18 185ZM47 187H49L48 189H47ZM51 187H53V186H51ZM57 187H59V186H57ZM61 187V186H60ZM68 187V186H67ZM66 187V188H67ZM122 187H124V188H122ZM180 187H182V189L180 188ZM191 187V186H190ZM193 187V186H192ZM204 187V186H203ZM207 187V186H206ZM1 188V187H0ZM13 188V187H12ZM62 188V187H61ZM69 188V187H68ZM74 188V187H73ZM99 188H102V189H99ZM155 188V189H154ZM183 188H184V190H183ZM209 188V187H208ZM3 189H5L4 187H3ZM9 189V188H8ZM37 189V188H36ZM71 189V188H70ZM95 189V190H94ZM104 189V190H103ZM127 189H129V190H127ZM137 189V190H136ZM138 189H140V190H138ZM178 189V190H177ZM194 189V190H193ZM16 190H17V188H16ZM31 190H32V193H30L31 192ZM57 190V189H56ZM62 190V189H61ZM60 190V191H61ZM63 190H65V189H63ZM62 190V191H63ZM91 190H93V191H91ZM98 190V191H97ZM100 190H102V191H100ZM113 190H115L114 192H112ZM148 190H149V192H148ZM161 190V191H160ZM183 190V191H182ZM188 192H187V191ZM204 190V189H203ZM215 190V189H214ZM213 190V191H214ZM223 190V189H222ZM11 191V190H10ZM47 191H48V193H47ZM51 191V192H50ZM53 191H55V192H53ZM81 191V192H80ZM89 191H91V192H89ZM97 191V192H96ZM107 191V192H106ZM159 191V192H158ZM198 191V192H197ZM212 191V190H211ZM215 191H217V190H215ZM13 192H15V191H12V193ZM46 192V193H45ZM50 192V193H49ZM64 192V191H63ZM87 192H88V194L89 195H87ZM102 192V193H101ZM112 192V193H111ZM205 192V191H204ZM203 192V193H204ZM207 192H209V191H207ZM219 192V191H218ZM223 192V191H222ZM0 193L2 194L3 192H1L0 191ZM15 193H18V192H15ZM14 193V194H15ZM75 193V194H74ZM85 193V194H84ZM92 193H94V195L92 196ZM105 193H108V194H106V197H103V196H105V195H103V194H105ZM110 193V194H109ZM125 193V194H124ZM144 193V194H143ZM152 193H153V195H152ZM157 193V194H156ZM166 193H170V195L168 194V196H167V194ZM179 193V192H178ZM187 193V194H186ZM202 193V192H201ZM201 193H198V194H201ZM201 194V195H204V194ZM3 194H5V195H7L6 193H3ZM47 194H53V195H47ZM80 194V195H79ZM112 194V195H111ZM118 194V195H117ZM123 194V195H122ZM128 194V195H127ZM129 194H131V195H129ZM198 194H196V196H198ZM18 195H20L21 196V193H19ZM64 195V196H63ZM69 195H71V198H70V196ZM85 196V198H84V196ZM117 195V196H116ZM126 195V196H125ZM179 195H180V193H179ZM189 195H192L193 197H190ZM201 195H199V196H201ZM211 195H213V194H211ZM2 195H0V197H1ZM42 196L44 197V198H42ZM74 196V197H73ZM81 196H83L82 198H80ZM100 196V197H99ZM125 196V197H124ZM171 196V197H170ZM183 196V195H182ZM189 196V197H188ZM198 196V197H199ZM64 197H66V198H68L69 199V201L70 202H68V199H66V198H64ZM99 197V198H98ZM130 197V198H129ZM180 197V196H179ZM178 197V198H179ZM204 197H206V196H204ZM1 198H3V197H1ZM14 198V197H13ZM93 198L95 199L94 201H93ZM129 198V199H128ZM159 198V199H158ZM170 198L171 199H173V201L172 200H170ZM210 198H212L211 196L210 197H208V199L210 200L209 202H213ZM3 199H5V198H3ZM16 199V198H15ZM30 199H28V201L26 202L27 203V205H28V203L30 202L31 204L33 203L32 201H30ZM36 199H39V200H37L36 201ZM43 199V200H42ZM45 200V202L47 203V201H50L49 199L48 200ZM66 199V200H65ZM72 199V200H71ZM82 199H84L83 201H82ZM90 200V201H92V203L90 202H88V201H86V200ZM97 199V200H96ZM162 199V200H161ZM192 201H191V200ZM208 199H206L207 200V203H208ZM17 200H19V198H17ZM41 200V201H40ZM58 200V201H59ZM75 202H74V201ZM100 200V201H99ZM181 200V199H180ZM183 201H184V199H182ZM240 200V199H239ZM238 199H235V201H236V204L235 205H237L238 204V201H239ZM2 201H4V200H0V202H1V205H3L4 204V202L2 203ZM9 201V200H8ZM11 201V200H10ZM9 201V202H10ZM57 201V202H58ZM68 202V206H65V205H67V203L66 202ZM80 201L82 202V203H80ZM107 201V202H106ZM234 201V202H235ZM6 202V201H5ZM14 203H15V201H13ZM18 202V201H17ZM40 203V205H39V203ZM42 202V203H43ZM54 202H56V201H54ZM72 202V203H71ZM96 202V203H95ZM100 202V203H99ZM178 202V201H177ZM213 202V203H214ZM245 202V201H244ZM29 203V204H30ZM35 203H33V204H35ZM51 203H52V201H51ZM51 203L50 204H44L43 206H45V207H47L48 205H49V207H51V206H53V205H51ZM59 203V202H58ZM74 203V204H73ZM77 205H76V204ZM80 203V204H79ZM123 203V204H122ZM128 203V204H127ZM190 203V204H189ZM249 203V202H248ZM6 204H10V203H8V202H6ZM22 204L24 205V203L22 202ZM22 204H21V206H22ZM30 204V206H33L34 207V209H35V205H31ZM52 204H54V203H52ZM55 204H57V203H55ZM60 204V203H59ZM65 204V205H64ZM89 204V205H88ZM113 204V205H112ZM170 204V205H169ZM1 205H0V207H1ZM8 205H6V206H8ZM15 205V204H14ZM20 205V204H19ZM18 205V206H19ZM74 205H76V206H74ZM83 205V206H82ZM88 205V206H87ZM92 205V206H91ZM106 205V206H105ZM156 205V206H155ZM180 205V206H179ZM225 204H223V206H224ZM228 205V204H227ZM250 205V204H249ZM11 206H12V204H11ZM16 206H17V204H16ZM20 206V207H21ZM26 205H24L23 206V208L25 207ZM65 206V207H64ZM82 206V207H81ZM115 206V207H114ZM124 206H125V208H124ZM181 206H187L186 208H180ZM199 206V205H198ZM240 206V205H239ZM238 206V208H240ZM243 206H245V205H243ZM4 207H5V205H4ZM3 207V208H4ZM45 207H43V209L44 210H46L47 211V209L45 208ZM57 207V206H56ZM68 207V208H67ZM98 207V208H97ZM130 207V208H129ZM213 207V208H214ZM215 207V208H216ZM9 209H11L10 207H8ZM22 208V207H21ZM23 208H22V210H23ZM40 208H42V207H40ZM76 208V209H75ZM145 208V209H144ZM171 208H173V211L172 210H169V209H171ZM189 208V209H188ZM219 208V207H218ZM243 208V207H242ZM20 209V208H19ZM34 209H33V211H34ZM71 209V210H70ZM79 209V210H78ZM85 209H87V210H85ZM96 209H97V212H96ZM128 209V210H127ZM130 209V210H129ZM131 209H133V210H131ZM181 209H183L184 210V213H182V210ZM198 209H199V207H198ZM229 209V208H228ZM233 209V208H232ZM246 209V208H245ZM18 210V209H17ZM50 210H48L47 212L49 213V211ZM74 210V211H73ZM76 210V211H75ZM102 210H104V211H102ZM161 210H163V211H161ZM171 211L170 213H172V212H174V213H177V211L179 210V212L177 213V214H179V216L177 215L176 217H172V214H170L169 213V211ZM181 210V211H180ZM190 210V211H189ZM191 210L193 211L192 213H191ZM218 210H220V209H218ZM231 210V209H230ZM239 210V209H238ZM241 210V209H240ZM21 211V210H20ZM77 211H79V212H77ZM84 211H86L85 213H84ZM92 211V212H91ZM93 211L94 212H96V213H93ZM121 211V212H120ZM186 211V212H185ZM208 211V212H207ZM209 211H210V213H209ZM16 212V211H15ZM55 212V211H54ZM53 212V213H54ZM67 212V213H66ZM72 212V213H71ZM75 212H77L76 213V215H73V214H75ZM90 212V213H89ZM100 212V213H99ZM131 212V213H130ZM161 212V213H160ZM191 214H190V213ZM195 212V213H194ZM214 212V211H213ZM10 213H12V212H10ZM18 213H20V212H18ZM83 213V214H82ZM88 213V214H87ZM103 213V214H102ZM174 213H173V216H174ZM220 213V212H219ZM23 214H24V212H23ZM41 214V215H40ZM71 216H70V215ZM79 214V215H78ZM89 214H92V215H89ZM97 214V215H96ZM181 214H183V216H186V215H188V214H190V215H188V216H186V217H188V218H186V217H184V218H182V219H180L181 221H183V222H181V221H179L178 219V217H180L181 216ZM196 214H198V215H196ZM201 214V217L199 216ZM210 214V215H209ZM215 214H217L216 213V211H215ZM215 214L214 213H212V217L211 218H213V216H215ZM237 214V213H236ZM11 215V214H10ZM84 215H86V216H84ZM89 215V216H88ZM165 215V216H164ZM195 215H196V217H195ZM202 215L205 217V218H202ZM40 217V221L39 222H41V224H40V226H39V228L37 227L38 226V221H32V220H38V218ZM56 216H57V214H56ZM74 216V218H72ZM84 216V217H83ZM90 217V218H86V217ZM96 216H98V217H96ZM160 216V217H159ZM193 216H194V218H193ZM198 216L201 218H198ZM23 217V218H22ZM30 217H32V218H34V219H32L31 220V218ZM78 217V218H77ZM148 217V218H147ZM158 217V218H157ZM189 217H191V219L189 218ZM218 217V216H217ZM239 217V216H238ZM10 218V219H9ZM12 218V219H11ZM25 219V220H22V219ZM56 218V217H55ZM60 218V219H59ZM77 218V219H76ZM93 218V219H92ZM149 220H147V219ZM192 218L197 222V220L196 219H199V221H198V224L199 225H196L195 226V224H196V222L194 221V220H192ZM211 218L209 219V220H211ZM219 218V217H218ZM6 219H8V220H10V225H8V223H9V221L8 220H6ZM14 219V220H13ZM137 219V220H136ZM146 219V220H145ZM167 219H169V220H167ZM203 219V220H202ZM16 220H17V222H16ZM20 220V221H19ZM152 220V221H151ZM161 220H163V221H161ZM184 220H186L187 222H184ZM189 220V221H188ZM11 221H13V222H11ZM24 221H27L26 222V224L28 225V226H30L29 228H27V225L25 224V222ZM151 221V222H150ZM195 223H194V222ZM200 221H202L201 223H202V225H203V223L206 225H203L204 226V228H206V230H208V231H205V230H203L201 227H199L201 224H200ZM3 222V223H2ZM8 222V223H7ZM17 223L16 225H18V228H17V230L16 229H14V230H16V232L14 231H12L13 230V228L11 227L12 225H13V227H14V224L15 223ZM22 222H23V224H22ZM28 222H32L31 224L34 226H31V224L30 223H28ZM169 222V223H168ZM209 222V221H208ZM35 223V224H34ZM43 223V224H42ZM192 223H193V225H192ZM182 224V225H181ZM186 224H188V226L186 225ZM22 225H24L23 227H25L26 229H23L22 230V228L23 227H19V226H22ZM37 225V226H36ZM50 225V226H49ZM153 225V226H152ZM161 225H163V226H161ZM178 225L180 226L179 228H180V230L181 231H179V229H178ZM171 226V227H170ZM184 226V227H183ZM186 226V227H185ZM198 226V227H197ZM11 227V228H10ZM32 227V229H30ZM49 227V228H48ZM146 227V228H145ZM149 227V228H148ZM160 227V228H159ZM162 227H164V229L162 228ZM181 227H183V230L186 228V229H188L189 231H187L186 229V231H185V233H183V231H182V228ZM188 227V228H187ZM194 227V229L195 228H201L199 231L198 230H196V232L195 231H193L192 232V228ZM37 228H38V232L37 231H32L33 229H35V230H37ZM6 229H8V231L10 230V229H12L11 231H7V233L8 234H6V231H4V230H6ZM47 229H48V231H47ZM146 229V230H145ZM163 229V230H162ZM169 229H171V230H169ZM20 230H21V232H20ZM24 230H26V231H24ZM191 230V231H190ZM32 231V232H31ZM42 231H43V229H42ZM148 231V232H147ZM150 231V232H149ZM168 231V232H167ZM200 231H202L201 233H200ZM205 231V233H204V235H206V236H204L203 235V232ZM23 232V233H22ZM34 232V233H33ZM180 232L182 233V234H180ZM0 233V234H1ZM5 233V234H4ZM20 233V234H19ZM27 233H31V234H33L32 236L30 235V234H27ZM41 233V234H40ZM175 233V234H174ZM187 233H188V235H187ZM192 233V234H191ZM196 233V235H194V234ZM200 234V237L198 238V234ZM11 234V235H10ZM22 234H23V236H22ZM25 234H27L26 236H25ZM46 234V235H45ZM187 235V236H185V235ZM5 235V236H4ZM13 235H15L14 237H13ZM21 235V236H20ZM37 235H42V238L41 237H38ZM165 235V236H164ZM168 235V236H167ZM193 235L195 236V237H193ZM198 235V236H197ZM4 236V237H3ZM7 236H9V237H7ZM18 238H17V237ZM37 237V239H36V237ZM45 236V237H44ZM183 236V237H182ZM202 236V237H201ZM22 237H24V241H23V239H21ZM30 238V239H28V241L26 240L27 238ZM167 237V238H166ZM7 240H6V239ZM13 238V239H12ZM39 238V239H38ZM189 238V239H188ZM194 238H197V239H194ZM202 238V239H201ZM21 239V240H20ZM36 239V240H35ZM43 239V240H42ZM49 239V240H48ZM188 239V240H187ZM201 240V245H200V243H198V242H200V240ZM204 239V240H203ZM5 240V241H4ZM8 240H10V242L8 241ZM11 240H14L13 242H11ZM30 240V241H29ZM35 240V241H34ZM37 240H41L40 242L42 243V245H40V243H39V241L37 242ZM182 241V243H181V241ZM185 240H186V243H185ZM197 240V241H196ZM203 240V241H202ZM206 240H208L207 239V237H206ZM8 241V242H7ZM210 241V240H209ZM7 242V243H6ZM17 242V243H16ZM35 242H37L36 244H35ZM46 242V243H45ZM11 243V244H10ZM14 243V244H13ZM27 243V244H26ZM151 243V244H150ZM198 243V245H200V246H198V248L196 247V244ZM19 244V245H21V247H19V245L17 246V245ZM43 244H45V245H43ZM47 244V245H46ZM12 245V246H11ZM49 245V246H48ZM204 245H205V247H207L206 249H208V250H206L205 248H203L204 247ZM209 245H210V243H209ZM208 245V246H209ZM10 246V247H9ZM41 246H43V248H44V250L42 249V247ZM45 246H48L46 249H45ZM149 246V247H148ZM211 246V245H210ZM19 247V248H18ZM162 247V248H161ZM181 247V248H180ZM195 247V248H194ZM200 247V248H199ZM202 247V248H201ZM9 248H11V250L9 249ZM197 248V249H196ZM27 249V250H26ZM31 249V250H30ZM51 249V250H50ZM146 249V250H145ZM178 249V250H177ZM169 250L171 251V252H169ZM202 250H204V252H205V250L206 251H209V252H206V253H204ZM53 251V252H52ZM146 252H147V254L149 255H147L146 254ZM164 252H168V253H165L166 255V257L163 255V253ZM178 252V253H177ZM181 252V253H180ZM183 252V253H182ZM25 253V254H24ZM138 253V254H137ZM195 253V254H194ZM50 254V255H49ZM137 254V255H136ZM140 254L142 255V254H145L143 257L142 256H140ZM156 254H158L159 255V257H158V255H156ZM162 254V255H161ZM188 255V257H187V255ZM197 254V255H196ZM72 255V256H71ZM103 255V256H102ZM108 255V256H107ZM111 255V256H110ZM116 255V256H115ZM120 255V256H119ZM130 255H134V257L135 258H131L130 259ZM146 255H147V257L148 258H150L148 261L146 260ZM150 255H152L151 257H150ZM181 257H180V256ZM186 255V256H185ZM12 256V257H11ZM14 256V257H13ZM16 256V257H15ZM35 256V257H34ZM49 256V257H48ZM70 258H69V257ZM114 256V257H113ZM162 256V257H161ZM169 256H171V257H169ZM177 256H179L180 258H181V260H179L180 258H178ZM204 257V258H207L208 259V257ZM3 257V258H2ZM9 257V258H8ZM23 257V258H22ZM26 257V258H25ZM48 257V258H47ZM106 257V258H105ZM117 257V258H116ZM144 257H145V260H144ZM157 257V258H156ZM160 257L162 258V259H160ZM167 258L169 261H167L166 259H163V258ZM177 257V258H176ZM14 258V259H13ZM17 258V259H16ZM47 258V259H46ZM50 258V259H49ZM155 258V259H154ZM170 258V259H169ZM189 258H191V259H189ZM43 259H45V260H43ZM49 259V260H48ZM56 259V260H55ZM66 259V260H65ZM135 259V260H134ZM177 259L179 260L178 262H177ZM185 259V260H184ZM38 260V261H37ZM42 260V261H41ZM134 260V261H133ZM138 260V259H137ZM21 261V262H22ZM37 261V262H36ZM49 261H51V262H49ZM66 261V262H65ZM74 261V262H73ZM131 261H133L132 263H131ZM145 261V262H144ZM147 261V262H146ZM152 261V262H151ZM203 261L206 263V261L207 260H205V259H203ZM211 261V259L209 258V262ZM8 262H10V261H8ZM28 262V263H27ZM31 262H33V263H31ZM40 262V263H39ZM49 262V263H48ZM187 262V261H186ZM200 262V261H199ZM208 262V263H209ZM172 263V264H173ZM188 263V262H187ZM208 263H206V264H208ZM17 264V263H16ZM21 264V263H20ZM181 264V263H180ZM184 264V263H183ZM190 264H192V262L190 263ZM193 264H194V262H193ZM200 264H203L202 262H200ZM210 264H212L211 262H210Z\"/></svg>",
    "mask_w": 264,
    "mask_h": 264
}]
</instances>
